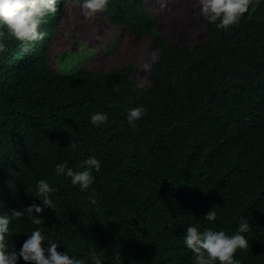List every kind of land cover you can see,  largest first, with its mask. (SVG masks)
<instances>
[{
	"label": "trees",
	"instance_id": "1",
	"mask_svg": "<svg viewBox=\"0 0 264 264\" xmlns=\"http://www.w3.org/2000/svg\"><path fill=\"white\" fill-rule=\"evenodd\" d=\"M64 1L41 26L43 40L3 39L0 214L41 203L40 179L56 189L44 223L11 222L9 247L18 252L40 228L58 251L86 264L92 250L103 264H194L184 245L188 226L232 235L243 218L249 247L235 258L264 264V0L226 30L204 19L206 38L193 43L161 33L148 0H108L104 15L117 40L148 36L159 51L146 87L132 62L51 67L48 44ZM141 106L147 111L133 128L128 113ZM95 113L108 120L93 126ZM90 156L101 168L87 192L55 174L58 163L80 170ZM212 209L216 220L206 221Z\"/></svg>",
	"mask_w": 264,
	"mask_h": 264
},
{
	"label": "clouds",
	"instance_id": "2",
	"mask_svg": "<svg viewBox=\"0 0 264 264\" xmlns=\"http://www.w3.org/2000/svg\"><path fill=\"white\" fill-rule=\"evenodd\" d=\"M253 0H196L199 14L210 24L217 28L227 29L239 23L241 17L248 12ZM108 0H83L81 5L86 17H94L97 13L105 11ZM163 6V4H162ZM59 11L58 0H0V53L5 51V36H10L25 46L41 41L47 35L40 30L47 23V17L55 16ZM147 109L143 106L131 109L127 120L131 127H135V121L141 119ZM108 120L105 113L91 115V124L99 127ZM68 147L75 150L77 144L72 141ZM100 162L95 156H90L82 162L80 170L69 167L67 161L55 166L57 176L70 178L73 186H79L81 192H87L94 183L93 170L99 172ZM56 191L45 179L37 182L38 196L42 202L31 205L22 210L11 211V214H0V264H18L20 258L25 264H86L85 259L70 256L67 251H58L60 245L48 239L42 229H34L23 242L17 252L14 245L10 248L7 242L10 224L13 220L27 218L33 225H41L44 220V207L54 209L50 195ZM90 202L95 205L97 199L93 193L89 196ZM217 213L212 209L205 216L206 221H215ZM251 230L249 221L241 219L238 229L232 235L225 231L205 229L200 231L196 226H188L184 235V245L194 255V264H241L235 258L237 250H246L249 242L245 233ZM47 241V243H45ZM46 245V246H45ZM91 264H103L102 259L95 250L90 251Z\"/></svg>",
	"mask_w": 264,
	"mask_h": 264
},
{
	"label": "rangeland",
	"instance_id": "3",
	"mask_svg": "<svg viewBox=\"0 0 264 264\" xmlns=\"http://www.w3.org/2000/svg\"><path fill=\"white\" fill-rule=\"evenodd\" d=\"M82 3L83 0H65L62 5L60 22L48 44L51 67L64 72L80 66L106 70L132 62L136 65L135 79L148 86L149 67L159 56V51L152 49L151 37L138 39L126 33L118 41L104 11L86 17ZM148 4L161 33L175 35L182 43L206 38L196 0H148Z\"/></svg>",
	"mask_w": 264,
	"mask_h": 264
}]
</instances>
